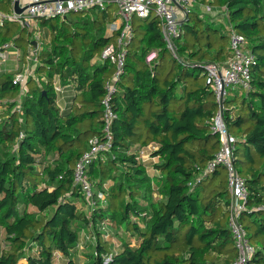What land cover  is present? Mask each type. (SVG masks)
<instances>
[{"label": "trees", "instance_id": "trees-1", "mask_svg": "<svg viewBox=\"0 0 264 264\" xmlns=\"http://www.w3.org/2000/svg\"><path fill=\"white\" fill-rule=\"evenodd\" d=\"M196 4L175 38L176 56L154 11L133 19L125 72L111 99L112 147L87 168L93 208L74 169L92 138H106L102 101L116 67L101 53L117 40L118 31L108 27L118 8L109 3L38 20L49 41L42 42L25 89L13 82L15 71L0 73V264L235 260L228 173L223 166L206 173L221 141L212 127L219 103L204 63L231 56L229 26L246 38L256 60L250 87L227 91L224 118L237 137L234 164L249 192L241 220L257 248L250 264H264V0ZM206 4L214 11L206 12ZM30 35L18 21L0 25V45L13 40L23 59ZM152 50L158 55L148 63ZM67 88L73 99L63 107L59 95ZM151 143L158 145L157 161H142L140 152ZM106 227L116 231L117 246ZM85 237L94 242L81 262L76 255Z\"/></svg>", "mask_w": 264, "mask_h": 264}, {"label": "built area", "instance_id": "built-area-1", "mask_svg": "<svg viewBox=\"0 0 264 264\" xmlns=\"http://www.w3.org/2000/svg\"><path fill=\"white\" fill-rule=\"evenodd\" d=\"M8 1L12 5L13 13L0 10V25L8 20H15L23 26L27 25L33 31V39L28 45L25 57L27 63L23 66V71L15 72L13 78V82L24 89L29 76L34 74V67L37 66L41 51L42 33L39 32V19L65 17L70 13H81L92 7L105 8L109 3H114L118 8L116 19L108 27L110 34L118 31L117 40L104 47L101 53L102 59L110 60L116 67L114 76L106 83L107 93L102 101L105 107L103 131L106 138L104 140L98 137L92 138L90 147L82 154L74 169V182L82 188L89 199L90 207L93 208L97 206V200L88 178L87 168L97 157L112 147L111 125L116 114L112 109L111 99L117 90V82L125 72L128 45L134 38V16L144 18L154 11L162 22L164 40L176 56L175 38L182 32V22L198 0H19L20 7H25L22 13L15 11L16 0ZM204 7L206 12H213L215 9L208 4ZM222 11L223 8L220 9V12ZM229 29L231 56L224 63H204L219 103V110L212 118V127L219 134L221 141L220 149L207 164L206 173L209 174L220 166L227 170L231 195L228 224L237 249V256L231 264H250L257 248L251 242L241 220L242 211L247 207L249 192L246 181L234 164V149L238 140L229 130L224 118V105L221 102L225 99L229 88L248 89L250 87L252 66L256 60L248 47L246 38L237 33L232 26H229ZM12 47L15 48L14 53L19 55V47L16 43L13 40L8 41L0 45V60L6 61L12 55L9 52ZM157 55V50L150 51L146 56L147 62L151 63ZM31 62H33L32 65H30ZM54 86L58 93L63 91L59 79H55ZM157 149L158 145L149 144L141 150L140 159L145 162L150 159L157 161L158 157L152 155ZM98 197L105 200L103 193H100ZM56 257L59 259L62 256L56 253ZM109 260L110 257H107L106 262Z\"/></svg>", "mask_w": 264, "mask_h": 264}, {"label": "rangeland", "instance_id": "rangeland-1", "mask_svg": "<svg viewBox=\"0 0 264 264\" xmlns=\"http://www.w3.org/2000/svg\"><path fill=\"white\" fill-rule=\"evenodd\" d=\"M196 5H194V7H196ZM0 10L1 11H5L7 13H13L12 5H11V3L8 0H0ZM134 18H138V17L137 16H134ZM30 32H31L30 39H33V37H32L33 36V31L30 30ZM39 32L42 33V35L44 36V38H45V36H47L45 34L44 29H40ZM14 51H15V48H13V47L10 48L9 49V52L12 54L9 57L10 59L8 58L6 61L0 60V73L1 72H4V70H12V71H15V72H17V71H23L24 70V68H22L23 67V64L17 58V57H19V55L17 53H14ZM18 52H19V54L21 53V55H22V49H21V47H19ZM235 89H238V88H233V90H235ZM106 231L109 232V233H112V238H113L112 243H113L114 246H117L118 245V235L116 234V231L109 229V227H106ZM92 242H94V239L90 242V239L89 238L88 239L85 238L84 240L81 241L80 246H79L80 251H78V253L76 255V257L78 258V260H80L81 262L86 261L87 258H88V256L86 255V253L92 251L91 250L92 249V246H93Z\"/></svg>", "mask_w": 264, "mask_h": 264}, {"label": "crops", "instance_id": "crops-1", "mask_svg": "<svg viewBox=\"0 0 264 264\" xmlns=\"http://www.w3.org/2000/svg\"><path fill=\"white\" fill-rule=\"evenodd\" d=\"M218 12V11H217ZM221 13V12H220ZM217 19V21L219 22V23H222V24H224V25H226L227 24V22H226V19L222 16V15H220L219 16V18H216ZM45 34H46V32H45ZM47 35V34H46ZM44 39L45 40H47V41H49V37L48 36H45V38H44V36H43V40L41 39V48H42V42L44 41ZM19 56L20 57H17L18 58V60H20V62L23 64V66L26 64V58H24L23 59V57H22V55H21V53L19 54ZM13 57V56H12ZM12 59V58H11ZM33 64V62H31L30 63V65H32ZM23 68V67H22ZM35 68V67H34ZM72 99H73V91L70 89V88H67L64 92H63V94L62 95H59V102H60V104L63 106V107H66L69 103H71V101H72ZM150 172H152L154 175H155V170L153 171V169L152 168H150ZM84 233V232H83ZM86 238V237H85ZM77 258V257H76Z\"/></svg>", "mask_w": 264, "mask_h": 264}, {"label": "water", "instance_id": "water-1", "mask_svg": "<svg viewBox=\"0 0 264 264\" xmlns=\"http://www.w3.org/2000/svg\"><path fill=\"white\" fill-rule=\"evenodd\" d=\"M14 8L17 13H22L25 10V7H20L19 0H16ZM221 104L224 105V100H222Z\"/></svg>", "mask_w": 264, "mask_h": 264}]
</instances>
